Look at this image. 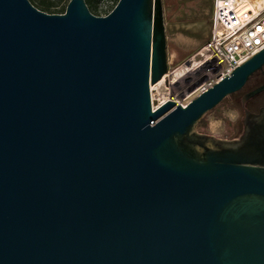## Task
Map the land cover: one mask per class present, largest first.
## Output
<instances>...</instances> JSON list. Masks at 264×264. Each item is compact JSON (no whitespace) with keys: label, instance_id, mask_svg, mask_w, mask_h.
I'll list each match as a JSON object with an SVG mask.
<instances>
[{"label":"water","instance_id":"95a60500","mask_svg":"<svg viewBox=\"0 0 264 264\" xmlns=\"http://www.w3.org/2000/svg\"><path fill=\"white\" fill-rule=\"evenodd\" d=\"M263 70L153 109L161 0H0V264H264V107L239 139L198 133Z\"/></svg>","mask_w":264,"mask_h":264},{"label":"rangeland","instance_id":"374dc122","mask_svg":"<svg viewBox=\"0 0 264 264\" xmlns=\"http://www.w3.org/2000/svg\"><path fill=\"white\" fill-rule=\"evenodd\" d=\"M69 1L64 0L57 7V11L66 10ZM116 1L98 0L95 3L98 9L97 17L109 14ZM161 2L167 39L168 72L163 77L164 80L150 85L153 109L167 100L179 105L189 104L199 96V87L202 83L212 77L208 74L209 62L205 63L207 54L204 51L210 34L212 0H161ZM87 7L90 11L88 5ZM90 13L93 14L92 11ZM260 83L259 78H254L249 88ZM241 104V97L232 95L226 98L217 108L205 115L198 127V133L226 141L239 139L244 131L246 112Z\"/></svg>","mask_w":264,"mask_h":264},{"label":"built area","instance_id":"2783aa9c","mask_svg":"<svg viewBox=\"0 0 264 264\" xmlns=\"http://www.w3.org/2000/svg\"><path fill=\"white\" fill-rule=\"evenodd\" d=\"M204 51L212 77L199 87V95L264 51V0H212L210 34Z\"/></svg>","mask_w":264,"mask_h":264},{"label":"trees","instance_id":"16d2710c","mask_svg":"<svg viewBox=\"0 0 264 264\" xmlns=\"http://www.w3.org/2000/svg\"><path fill=\"white\" fill-rule=\"evenodd\" d=\"M98 0H85L86 5L89 6L90 11H92V13L94 15H98V9L95 6V3ZM29 2L38 10L45 12L47 14H57V13H65V10L62 9L60 12L57 11V7L62 4V2H64V0H48V2L46 3L44 0H29ZM119 2V0L116 1L115 6L117 5V3ZM114 6V7H115ZM114 7L111 9L113 10ZM108 13H106L107 15ZM254 78H259L261 81H264V73H258L256 74L252 79ZM201 126H204V123L202 122Z\"/></svg>","mask_w":264,"mask_h":264},{"label":"flooded vegetation","instance_id":"af4514ba","mask_svg":"<svg viewBox=\"0 0 264 264\" xmlns=\"http://www.w3.org/2000/svg\"><path fill=\"white\" fill-rule=\"evenodd\" d=\"M264 73V70L261 72ZM252 81V79L250 80V82ZM250 82L243 88L242 91L234 94L235 96L241 97L242 99V104L241 107L242 109H244L245 111H250L253 113H257L259 111L260 108L264 107V93L255 96L253 98H250L248 100H246L245 102L244 97L249 94L250 92H252L253 90L259 88L260 86H262L264 84V81H261L260 84L249 88V84Z\"/></svg>","mask_w":264,"mask_h":264},{"label":"bare ground","instance_id":"6f19581e","mask_svg":"<svg viewBox=\"0 0 264 264\" xmlns=\"http://www.w3.org/2000/svg\"><path fill=\"white\" fill-rule=\"evenodd\" d=\"M195 64V63H194ZM198 64V63H197ZM164 80V79H163ZM162 83V82H161ZM173 85V84H172ZM154 88H152V90H153ZM162 98V97H161ZM164 102V101H163Z\"/></svg>","mask_w":264,"mask_h":264}]
</instances>
